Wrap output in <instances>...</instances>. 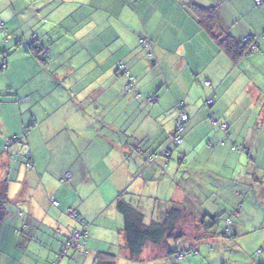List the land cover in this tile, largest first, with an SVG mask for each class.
<instances>
[{"label":"crops","instance_id":"0c3cea01","mask_svg":"<svg viewBox=\"0 0 264 264\" xmlns=\"http://www.w3.org/2000/svg\"><path fill=\"white\" fill-rule=\"evenodd\" d=\"M253 1L139 0L137 9L133 6L132 9L140 14L143 21L139 32H146L153 38L157 53L155 63L137 46L135 37L138 35H134L133 40H130L131 36L127 31L114 28V21L118 17L131 18L129 0H23L21 6L0 0V18L6 21L5 28L8 33H13L11 39L7 38L6 42L4 37H7L8 33L0 32V54L9 52L6 57H0V62H8L9 72L16 70L18 65L16 60H12V50L16 45L21 47L22 52L26 51L24 43L17 45L19 36L26 38L31 29L37 28L44 32L46 27L47 35H50L49 27H60L64 31L60 35L63 40L60 42L61 38H58L50 45L52 60L49 65L44 66L47 68L42 66L49 74L44 79L49 87L69 81L71 89L79 90L78 95L81 100H86L85 103L99 100L107 106L111 103L109 110L112 120H107L105 111H100L97 116L91 115L93 121H87L86 126H93L94 120L104 122L107 131L106 135H101L100 138L106 140L107 144L117 145V148L123 147L122 160H114L115 172L109 167L115 174L114 186H118L114 181L120 182L135 177V181H138L136 192L140 191V196L149 197V200L139 204L137 210L145 214L147 211L158 213L157 217L153 216L151 219L145 217L147 224L162 222L172 208L182 209L184 213L180 233L160 244L148 243L139 258L133 260L126 246L125 218L118 209V204L125 203L134 207V200L130 199L129 203L128 198L118 195L107 199L100 193L96 194V201L83 200L80 196L79 205L67 206L73 208L81 217L87 213L91 218H96L107 202L112 204V209L107 210L106 219L110 218L120 225L117 236L113 238L120 251L111 249V231L108 226H100L106 233L103 237L92 235L97 231V225L89 235L86 224L81 227L75 224L71 214L73 219L61 213L48 200L49 197H56L51 190H47L54 184H45L43 173L34 172L32 168L27 175L23 166L14 167L16 159L13 156L22 150V144L11 142L6 148L7 144L5 145L3 138L9 140L13 133L19 134L22 131L24 135L32 130L35 132L38 121H34L36 115H28V121L19 120V112L16 110H13L15 117L12 119L11 111H3V108L18 105L6 102L3 98L5 91L0 88V131L3 133V137H0V187L3 180L7 179L8 189L13 190L15 176L20 180V198L26 197L29 200L25 204L28 211H25L26 218L21 216L23 209L19 204L18 212L12 210L14 222H10L8 228L3 225L4 220L0 221V264H16L12 261L18 260L19 264L35 262L24 255L26 252L28 257L31 256L38 262L51 264L50 261L54 257L51 254L45 255L42 251V248L48 247L51 253L55 248L60 250L56 253L57 257L59 254L62 256L60 258L69 256L68 260L65 259V264H94L100 252L112 254L110 259L117 264H120V260L138 264L139 261L153 262L154 259L158 264H178L174 259L176 253L186 250H191V253L179 264H264V38L259 40L258 50L241 54L237 61L233 60L182 7L193 2L215 6L230 34L240 41L247 34H257L264 30V7L256 8ZM144 3L145 7L142 6ZM228 16L233 17L232 22L227 21L232 19L227 18ZM160 21L167 22L168 30L160 28ZM65 27L70 29L65 31ZM40 34L43 36L44 33ZM81 37L88 38L78 47V39ZM84 47L88 48V52ZM87 54L91 57L89 61ZM123 57L137 80L144 79L141 75L145 63L157 73V76L146 78L145 82L138 84L145 93L158 96V101L153 106L149 107L142 100L138 103L134 94L127 96L122 93L125 79L114 73L112 64ZM23 58L29 59L25 54ZM8 76L11 78V73ZM207 80L211 81V87L206 85ZM81 83L83 87L75 88ZM21 87L22 85L18 87L19 91H16L19 97L22 95ZM14 88H17L16 85ZM212 88L217 95L213 107L205 104ZM46 89L41 82L40 91ZM81 89H87L91 99L83 98L82 96L87 94L81 93ZM118 93L124 97V100L121 98L120 104L127 103L121 112L118 103L114 102ZM29 99L28 107H31L34 97L31 95ZM181 101L190 115L185 138L179 148L186 155L180 159V150H172L170 158L160 157L149 163L148 158L160 151L172 137L178 117L175 105ZM258 110L261 111L257 112ZM120 115H124V119H121ZM223 120L229 124L228 134L221 128ZM121 123L127 124L123 136L120 129H115L120 127ZM114 130L119 134L115 135ZM35 137L38 138V135ZM45 138L44 136V141L37 143L36 147L45 148L44 156L47 158L46 148H54L55 144L63 140L45 141ZM204 140L207 143H200ZM199 143L203 144V149L208 154L205 162L208 167H193L190 153ZM234 144L244 145L248 150L235 151ZM39 160L44 164V158ZM210 161H215V165L210 164ZM11 163L15 172L12 171L13 179L9 183ZM216 163L222 165L221 168H218ZM5 166L9 167L8 172L3 173L2 168ZM24 173L26 174L23 175ZM256 179L263 183L262 187L258 188L252 183ZM23 180L25 187H30L32 181V184L42 186L44 190L38 195L37 191L34 190L33 193L31 188L24 194ZM248 182L251 184L248 185ZM160 184L162 192L159 190ZM150 189L153 193L147 192L144 195V192ZM61 200L63 204L66 203L65 197H61ZM216 216L232 218L233 223L227 234L222 232L221 223L214 221ZM18 219L24 223L19 225ZM20 227L23 229L18 236L16 230ZM85 228L90 243L92 241V252H97L94 260L90 257L92 254L83 256V249L76 246L63 253L65 242L72 234ZM56 237L57 241L53 242ZM20 238L21 240H18ZM7 244L11 246L8 247ZM29 244L34 248L28 249ZM18 250L21 255L12 258L11 255Z\"/></svg>","mask_w":264,"mask_h":264},{"label":"rangeland","instance_id":"374dc122","mask_svg":"<svg viewBox=\"0 0 264 264\" xmlns=\"http://www.w3.org/2000/svg\"><path fill=\"white\" fill-rule=\"evenodd\" d=\"M130 6L131 7L129 11V16L131 18L126 17V16L118 17L117 20L114 21L115 22L114 28L116 27H118L119 29L123 28L124 31H127V33L133 39L134 35H138L140 31L139 30L140 27L138 26V23H135L138 19V12L132 9L133 5L130 4ZM182 7L185 9L187 5L185 4ZM227 18H232L231 20H227V21L229 22L233 21L232 16H228ZM162 27L168 30L166 21H160V28ZM59 30H62V29H60L59 27L58 31L55 32L54 35L58 36ZM11 37H9L8 39L10 40ZM138 37H135V38L138 40L139 39ZM6 38L7 37L5 35L4 40H6ZM87 38L88 37H81L80 39H78L80 43L78 47H81L82 46L81 44L86 42ZM62 40H63V37L60 39V42ZM6 42H8V40H6ZM48 42L50 43L49 39H48ZM16 48L19 51L14 50ZM20 48H21L20 46L15 45V48L12 50L13 52H11L12 60H16V65H18L17 67L18 69L16 68V70H13L12 72H9L8 71L9 69L5 71H0V77H3L2 79H0V88L3 91H5L4 92L5 94L3 96L4 100L6 102L18 105V106L8 105L7 107L3 108V111L4 110H7L8 112L11 111L10 116L12 119H14L15 114L13 115V110H16L19 112V120H23V121L29 120L28 115H36L35 119H37L38 124L35 127L38 133H36V131L34 132L33 130L31 131V133L26 134V135H24L23 131L19 134L13 133L12 137L17 136L21 139L19 142L18 141L14 142V144L20 143L22 144V147H23L21 151H18L15 154V156H13V158L16 159L14 167L16 168L17 166L19 168L23 166L25 171L27 172V175L30 173V170L32 168H34L32 169L34 170V172L43 173L45 184H47L48 182L49 184H52V183L54 184L53 186L50 185L52 187H50L47 190L48 191L51 190L52 191L51 193H54L56 195V198L61 202L60 207L56 206L57 209L60 210L61 213H64L67 217L72 218L69 212L71 209H73V208H69V206L67 205H73L74 207L79 205L80 201L78 200V198H80V196L83 198V200L94 199L96 201L97 198H95V196L97 193H100L103 197L107 199H109L110 197H113L114 195L116 196L118 195L119 197L124 196L128 198V202L130 201V199L134 200L133 206L134 208L138 209L139 204H142L146 200H149V197L140 196V191L136 192V188L138 187V184H137L138 181H135V177L128 178L120 182L114 181L115 184L118 185L117 187H115L113 184V180L115 178L114 160L119 161V162L122 160L123 155H124L123 147L117 148V145H113L112 143L107 144L106 140L100 138L101 135H106L107 126L104 122L94 120L93 126L92 125L86 126L87 121L88 122L93 121V118L91 117V115L97 116V114L100 111H105L106 119L112 120L110 116V110H109V108L111 107V103H109L107 106L102 101L99 100V101H94L91 103L88 102L85 104H80L81 98L80 99L74 98L72 99V102L69 101L68 95L71 92L70 88L72 86L70 82L69 81L64 82L60 85L52 84V86L50 85L49 87V84L44 79L48 77L49 74L42 69V66L39 63L40 60L36 58L33 51H30L29 46H27V48L29 51L28 53L30 54H27L26 51L22 52ZM84 49H86L88 52L87 47H84ZM24 54L26 57H29V59L23 58ZM5 55H6L5 53H1L0 57L5 56ZM87 55H88L87 61H89L91 57H89V54ZM256 71H258V69H256ZM10 73H11V78H9L8 76ZM1 74L3 76H1ZM155 75L157 76V73L155 72V70L152 69V67L149 64L145 63L143 67V72L141 75L144 77V79L141 80L140 78L139 84H142L143 82H145L146 78H152V77H155ZM118 76L124 78V75L122 74ZM41 82H43L44 85L46 86L47 88L46 90L40 91ZM14 85H16L17 87L16 89L14 88ZM20 85H22L21 87L22 95L21 96H23V98H20L21 96L19 97V95L16 94V91H19L18 87ZM83 86L84 85L81 83V84L76 85L75 88H79V87L81 88ZM207 86L211 87V85H207ZM7 90L9 91L6 93ZM120 93H118L119 95L116 101H114L118 103L119 112H121V109L125 107L127 104L126 102H123L122 104H120L121 98L124 100L123 95H121L122 93L121 94ZM31 95L34 97V103L31 105V107H28L30 104L29 97H31ZM145 96L146 95H142V97L139 100L137 99V102L139 103L142 100L143 103L145 102V104H148L147 98ZM216 96L217 95H216L215 89L212 88L208 98H210L213 102H215ZM260 111L261 110H258L257 112H260ZM123 116L124 115H120L119 117H121V119H124ZM126 127H127V124L123 125L121 123L120 127L117 126L115 129L117 130L120 129L122 136H123V132L126 129ZM114 131H115V135L119 134V132H117L116 130ZM49 134L51 135L48 136ZM2 135L3 133H0V137H3ZM36 135H38V138L35 137ZM44 136L46 137L45 141L58 142V141L63 140V142L55 144L54 148H46L48 152L47 158H46V155L44 156V153L46 151L45 148L36 147L37 143L44 141ZM3 139L5 140L6 144H8L9 140L7 138H3ZM200 143H207V141L204 140ZM200 143L197 144L195 148L191 151L190 159L191 161L193 160L194 162L193 167H197V168H200L201 166L208 167V165L205 163L207 161L208 154L203 149V144H200ZM46 144H44L45 147H47ZM173 147L175 148L177 146L173 145ZM29 154L32 156V160ZM28 157H30V159ZM39 158L45 159L44 164H42L40 160L38 161ZM29 160L33 162L32 164H34L36 161H38V163L35 164L34 166L32 164H29L30 162ZM209 163L212 165H215V161H210ZM216 166H218V168H221L222 165H217L216 163ZM109 167H112V170L114 172ZM8 168H9L8 166H5L4 168H2V172L3 173L8 172ZM12 171L13 170H12V163H11L10 170H9L10 175L8 174V176H11V178L9 179V183L13 179L12 174L15 172V170L13 171V173ZM67 172H71L72 178H67L66 176ZM25 174L26 173H24L23 175ZM14 178L16 180L14 189L13 190L8 189L7 191L8 198L13 200V201L9 200L10 202L6 204L7 209H8V216L6 219H4L3 225H5L7 228L10 226V222L12 221L14 222V218L11 215L12 210L15 209L16 212H18L17 205L20 204L22 206V209L27 211V207L25 206V204H27L29 201L26 197L24 199L20 198L19 192L21 189L18 187L20 184V180L17 179V177L15 176ZM251 178L252 177H250V179ZM30 182H31L30 187H27V186L25 187L24 180H23V185H22L23 193L25 194L26 192L27 194L28 190H31V188H33L32 192L34 193V190H36L38 195H40L41 191L44 190V187L42 186L39 187L36 184H32V181ZM252 183H255L256 187L258 188L263 186V183L259 182L258 179H256ZM250 184L251 183L248 182V185ZM159 190H161L162 192L161 184L159 185ZM147 192L153 193V191H151L150 189L148 191L146 190L144 192V195ZM61 197H65V201H66L65 204H63ZM53 198L56 199L55 196H52V198L50 199L49 197L48 200L52 202ZM22 201H26V202H22ZM59 201L58 203L60 204ZM111 205L112 204L110 202H107L106 206H104L101 209V211L99 212L100 214L96 217V218L99 217L98 220L96 218H91L90 216L87 215V213L85 214L86 216H83V217H81L80 215V218L82 219V221L81 219L79 221L73 218L72 219L75 220L76 221L75 224H79L80 227L82 226V224H86L89 230V235H90V232H92V228L93 227L95 228V226L97 225L98 226L97 231L94 232L92 235L98 236V237H103L106 234L105 230L103 228H100V226L101 227L108 226V228L111 231L109 233V236H110L109 240L112 243L111 249L120 251L119 245L117 244V242L113 240V238L117 236V232L119 231L120 225L117 224V222H115L114 220L111 221L110 218L106 219L107 210L112 209ZM115 205L116 203L113 205V207ZM141 213L145 214V212L143 211H141ZM157 215L158 213H151L147 211L145 214V217L151 219L153 216L157 217ZM17 223L21 225L22 224L21 219H18ZM18 240H21V238ZM83 240H86L85 246L87 249V253H85V255L83 256L92 254V256L90 257L92 258V260H94V257L97 254V252H92L93 250V246L91 245L92 241L90 243L89 237H84ZM55 241H57V237L53 242ZM7 245L8 247L11 246L10 244H7ZM76 247L80 248L82 246H76ZM31 248H34V247L32 244L31 245L29 244L28 249H31ZM13 249L14 247H12V250ZM39 249H41V247H39ZM42 251L44 252L45 255L51 254L52 257H54L52 261H50L51 264H65L66 262L65 259L69 257V256L63 257V258H60L62 256L57 257V254H58L57 252L60 251L58 250V248L57 249L55 248L52 253L49 247L42 248ZM27 254H28L27 252L24 253V255H26L28 259L34 260L37 264H44L43 262L36 261L31 256L28 257ZM16 255L17 256L21 255V251L20 250L14 251L11 257L13 258ZM117 256L119 255L117 254ZM187 256L188 254L186 255V257ZM75 258L78 259V257L76 256ZM174 259L179 264V262L183 260L184 257L180 260H178L176 257H174ZM62 260H64L63 263H62ZM12 262L19 264V260L12 261ZM35 262L29 261L26 264H34ZM120 264H129V262H125V261L122 262L120 260ZM138 264H158V262L156 259H154L153 262L146 260V261H139Z\"/></svg>","mask_w":264,"mask_h":264},{"label":"trees","instance_id":"16d2710c","mask_svg":"<svg viewBox=\"0 0 264 264\" xmlns=\"http://www.w3.org/2000/svg\"><path fill=\"white\" fill-rule=\"evenodd\" d=\"M5 1H9L11 4H15L18 6H21L23 3V0H5ZM26 1H28V0H26ZM33 1L34 0H31V2H33ZM140 1H142V0H140ZM129 2L131 3V5H133L134 9H137V7H138L137 5H138L139 0H129ZM253 2H254V6L258 9L264 7V0H260V1L254 0ZM186 5H187V7L185 8L186 12L189 15L193 16L198 21V23L201 25V27L204 28L205 31L208 32V34L212 37V39L215 40L217 42V44L222 49H224L233 58V60L237 61V58H239V56L241 54L253 52L255 50H258V48L260 47L259 40L261 38H264V30L259 31V33H257V34H247L240 41H237L230 34V31L225 27V24L222 22V20L219 16V13H218L217 9L215 8V6H213V5L212 6H205V5H202L199 3H194V2L188 3ZM142 6L145 7L146 3H144ZM138 18H139V20H137L135 23H138V26L141 28L143 26V21L141 20L140 14H138ZM5 26H6V21L3 20L2 18H0V32L1 33H8ZM49 28L51 30L50 35H52V37L50 35H47V33H48L47 27L45 28L44 32H43V30H39L37 28H34V29H31L29 36H27L26 38H21V36H19L18 37L19 41L17 42V45H20V43H24L26 45L25 50L27 53L29 52L27 46H29L30 51L34 52L36 58L40 60V62H39L40 65L43 67L49 65V63H51V60H52V58H51L52 47L50 45L53 44V41L56 42L58 38H61L60 35L63 34V32H62L63 30H59L58 36H56V35H54V33L58 31V27L56 28V27L51 26ZM140 28H139V30H140ZM69 29H70V27H65V31L69 30ZM40 33H44L43 36ZM11 35L13 36V33H8L7 38L11 37ZM69 35H71V34H69ZM138 36H139L138 37L139 39L137 40V46L140 48V50H143L147 53V55L149 56L148 59H150L151 62L156 63L157 53H156V49H155V44L153 42V38L151 36H149L148 33H146V32L145 33L139 32ZM48 39H49L50 43L48 42ZM130 40H133V39L130 37ZM3 53H5L6 55L2 56V57H6L7 53H9V52H3ZM3 59H5V58H3ZM112 67H113V71L115 74L124 75L125 84L123 85L122 93H124L127 96L129 94H134L138 100L142 97V95H146L145 97L147 98V103H148L147 105L149 107L156 104V102L158 101V96L155 94H151V93H145L146 91H143L141 89V87L138 86L139 80H137V77L134 76L133 72L131 71L130 66H129L126 58L123 57V58H120L118 60H115L114 63L112 64ZM44 68H47V67H44ZM5 70H8V62H6V61H4L2 63L0 62V71H5ZM52 78H54V76ZM55 79H56V77H55ZM64 82H66V81H63L62 83H64ZM207 82H210V84H207ZM207 82H206L207 85H211V81L207 80ZM70 90H71V92L68 95L69 101L72 102V99H74V98L80 99V96L78 95L79 90L75 91L74 89L72 90L71 88H70ZM83 92L87 94V95H83L82 96L83 98L87 97V98L91 99L90 93L87 89H85L84 91H83V89H81V93H83ZM85 102H86V100L85 101L81 100L80 104H82V103L84 104ZM205 104L207 106L212 105V104H209L208 99H206ZM175 106H176L175 108L178 109L177 125L175 128V131H174L172 137L170 138L168 144H166L160 151L156 152L155 154H153L152 156H150L148 158L149 163L155 162L160 157L165 158V159L170 158L172 150H178L184 141V138H185L184 133H185V130L189 124L190 115L188 114V112L186 110V106H185L183 101L176 103ZM183 114H185L187 116L186 119H182ZM211 120H212V117H211ZM34 121H37V119H34ZM224 123L226 124L227 128H224L222 126V125H224ZM221 126H222L223 132L228 134L229 133V124L225 121V122H221ZM29 127H30V125H29ZM25 129L27 130L26 127H25ZM0 133H2V132L0 131ZM178 135H179V137L182 138L181 141L176 137ZM20 140L21 139L17 136L11 137L9 139L8 144L6 145V143H5L6 148L9 147L11 142L12 143H14L16 141L19 142ZM18 144H20V143H18ZM173 145H176L177 147L174 148ZM234 149H235V151H238V152L248 150V148L246 146L239 145V144H236V145L234 144ZM185 155L186 154L184 152H182L181 150L179 151L180 159H183ZM14 156H15V154H14ZM29 156H31V155L29 154ZM28 158L30 159V157H28ZM31 160H32V156H31ZM32 163L33 162H31V161L29 162V164H32ZM32 165H34V164H32ZM66 176H67V178H72L71 172H67ZM7 181H8L7 179H4L3 182L1 183V187H0V221L4 220L8 216V209H7L6 204H8V202H10L9 201L10 198H8ZM56 200L59 201L57 198H56ZM51 203L54 206H59V204L55 205L53 202H51ZM118 209L122 212V214L125 218L124 233L126 236V246L129 249L130 257L133 260L139 258L141 252L143 251L144 247L148 243L160 244L163 241H165L167 238L174 237L176 235V233H180L179 232L180 231V225H181V222L183 220V214H184L182 209L172 208L167 213L165 219L162 222H152L149 224H147L145 222V216L143 215V213H141L136 208H134L128 204L120 203V204H118ZM73 212L76 215L73 218L76 220L77 219L80 220V214H78L74 210H73ZM20 214H21V216H23V219L27 217L25 210H22V212ZM237 216H235V217H237ZM214 221L217 222L218 224L221 223V225H222L221 228H223L222 232L224 234L228 233V231L231 229L230 225H232V223H233L232 218L226 217V216L225 217H217L216 216ZM21 222H23V221H21ZM22 229L23 228H21V227L19 229L17 228L16 231H17L18 236L21 235ZM70 238L66 242H68L70 240ZM83 238H82V242L86 241V240H83ZM74 247H75V245H72V248H74ZM85 247L86 246L80 247L81 249H83V252H84ZM65 248H69V247L65 244ZM184 252L186 254H189V253H191V250H186ZM63 253H64V251H63ZM178 253H180V252H178ZM185 253H183V254H185ZM59 255H61V254H59ZM59 255H58V257H60ZM111 256H112V254H110V253L100 252L96 257V261L94 264H117L112 258L110 259Z\"/></svg>","mask_w":264,"mask_h":264},{"label":"built area","instance_id":"2783aa9c","mask_svg":"<svg viewBox=\"0 0 264 264\" xmlns=\"http://www.w3.org/2000/svg\"><path fill=\"white\" fill-rule=\"evenodd\" d=\"M260 1V0H259ZM207 84H210V82H207ZM211 101V100H210ZM187 118V116L185 115V114H183L182 115V119H186ZM224 126V128H227V126H226V124H224L223 125ZM180 141L182 140V138L181 137H179V135L178 136H176ZM52 202L55 204V205H58L59 203H58V201L56 200V199H52ZM70 212H72V211H70ZM76 215L74 214V217H75ZM83 237H88V232H87V230L85 229V230H83V231H76L74 234H73V236H72V238L67 242V246H72V245H76V246H82V245H84V242H82V238ZM178 258H181V255H179L178 256Z\"/></svg>","mask_w":264,"mask_h":264},{"label":"clouds","instance_id":"9594fccd","mask_svg":"<svg viewBox=\"0 0 264 264\" xmlns=\"http://www.w3.org/2000/svg\"><path fill=\"white\" fill-rule=\"evenodd\" d=\"M210 100H211V99L208 98V102H209V104H212L213 101L211 100V103H210ZM175 107H176V106H175ZM70 211H72V212H69V213L74 217V214H75V213L73 212V209H71ZM85 229H86V228H85ZM85 229H83V230H85ZM83 230H82V231H83ZM86 230H87V229H86ZM75 232H76V231H75ZM75 232H74V233H75ZM87 232H88V231H87ZM74 233H73V234H74ZM72 236H73V235H72ZM71 238H72V237H71ZM71 238H70V239H71ZM85 242H86V241H84V245H82V247L85 246ZM65 244L67 245V242H66ZM68 247H69V248H72V246H68ZM69 248H65V249H64V252H66V250L69 249ZM83 253H84V254L87 253V249H86V247L84 248V252H83ZM183 253H185V252L176 253V258H177L178 260H180V259H182L183 257H186L187 254H186V253L183 254ZM179 255H181V258H178ZM59 256H60V255H59Z\"/></svg>","mask_w":264,"mask_h":264}]
</instances>
